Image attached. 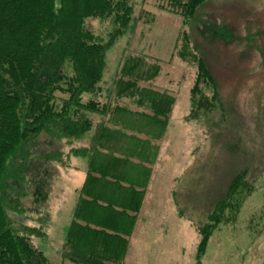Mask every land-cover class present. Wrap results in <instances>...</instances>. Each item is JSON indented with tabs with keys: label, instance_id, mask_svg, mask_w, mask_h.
Wrapping results in <instances>:
<instances>
[{
	"label": "trees",
	"instance_id": "1",
	"mask_svg": "<svg viewBox=\"0 0 264 264\" xmlns=\"http://www.w3.org/2000/svg\"><path fill=\"white\" fill-rule=\"evenodd\" d=\"M156 1L189 24L209 0ZM134 10L132 0H0V264H54L33 238L45 237L51 224L53 162L70 154L86 157L88 170L63 260L125 264L177 102L155 85L160 62L143 55L124 61L113 87L101 86L107 53L130 30ZM91 17L111 24L107 39L88 25ZM182 31L175 55L197 69L188 120L206 122L218 110L224 116L218 83ZM94 127L91 146L60 149L58 142ZM42 138L54 149L41 152ZM246 175L236 171L197 224L199 256L216 230L236 221L253 190Z\"/></svg>",
	"mask_w": 264,
	"mask_h": 264
},
{
	"label": "rangeland",
	"instance_id": "2",
	"mask_svg": "<svg viewBox=\"0 0 264 264\" xmlns=\"http://www.w3.org/2000/svg\"><path fill=\"white\" fill-rule=\"evenodd\" d=\"M132 2V26L109 49L101 86L113 87L124 61L143 55L160 62L155 85L175 93L177 102L125 264H264V0H209L189 24L182 15L161 10L156 0ZM87 23L105 39L112 30L100 18ZM183 28L212 71L226 111L210 114L206 122L202 116L199 124L188 120L196 66L175 55ZM203 89L211 97L210 89ZM95 132L94 127L72 143L58 142L59 147L64 154L71 146L89 147ZM51 149L54 145L42 138L41 152ZM87 166L86 157L73 154L53 162L46 205L51 224L47 235L33 242L54 264H74L64 262L62 252ZM242 169L253 190L236 221L216 230L199 256L197 224Z\"/></svg>",
	"mask_w": 264,
	"mask_h": 264
},
{
	"label": "crops",
	"instance_id": "3",
	"mask_svg": "<svg viewBox=\"0 0 264 264\" xmlns=\"http://www.w3.org/2000/svg\"><path fill=\"white\" fill-rule=\"evenodd\" d=\"M87 170H88V166H87ZM79 193H80V191H79ZM78 200H79V198H78ZM78 202V201H77ZM77 204V203H76Z\"/></svg>",
	"mask_w": 264,
	"mask_h": 264
}]
</instances>
